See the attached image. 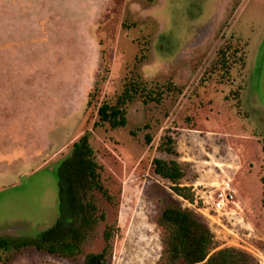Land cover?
I'll use <instances>...</instances> for the list:
<instances>
[{
    "label": "rangeland",
    "instance_id": "374dc122",
    "mask_svg": "<svg viewBox=\"0 0 264 264\" xmlns=\"http://www.w3.org/2000/svg\"><path fill=\"white\" fill-rule=\"evenodd\" d=\"M146 20L144 34L122 29ZM224 45L244 58L231 55L228 74L218 69ZM131 70L182 93L161 104L135 101L125 128L94 130L97 105L121 91ZM145 123L149 130L129 134ZM85 131L116 205L97 195L106 220L75 259L11 249L5 264H81L104 247L106 225L119 228L106 264H156L165 236L157 219L167 205L191 210L211 232L213 251L234 247L264 264V0H0V237H34L55 221L57 162ZM165 135L176 155L160 149ZM154 158L179 162L180 184L198 196L229 187L234 203L215 212L209 198L198 199L209 213L202 215L153 172Z\"/></svg>",
    "mask_w": 264,
    "mask_h": 264
},
{
    "label": "trees",
    "instance_id": "16d2710c",
    "mask_svg": "<svg viewBox=\"0 0 264 264\" xmlns=\"http://www.w3.org/2000/svg\"><path fill=\"white\" fill-rule=\"evenodd\" d=\"M146 20L143 23L127 24L122 22V29L127 31L137 28L141 34L150 30L152 24ZM129 23V22H128ZM148 37V35H146ZM149 38V37H148ZM148 38H143L145 49L150 46ZM147 51V50H146ZM239 53V55H238ZM231 55L241 64L244 58L240 48L224 45L218 50L220 62L219 71L228 74L231 70ZM146 54L136 57V62L142 63ZM107 71V70H106ZM101 76L94 83V96L99 84L106 81ZM182 93V89L172 81L161 82L152 78H145L138 70L130 71L123 80L122 89L110 98H104L97 105V117L92 128L118 130L125 128L129 121V105L139 101L142 105L150 103L161 104L166 95ZM233 95L237 96L238 91ZM90 101H88V104ZM151 125L145 123L130 129L132 137L138 131L149 130ZM91 131H85L71 145L67 154L57 162L58 174V215L48 227L40 230L34 237L7 238L0 237V262L9 261L11 249L21 252L25 249H34L64 259H75L83 253L87 240L96 231L100 223L106 220L104 211L100 210L97 195L106 202L116 205V197L109 191L103 182L104 166L99 162L91 145ZM153 140L149 131L143 136L145 144L150 145ZM160 149L172 155L177 154L174 140L165 135ZM264 153V142L262 145ZM153 172L162 179L171 183V190L189 202H194L195 192L190 187L180 184L185 177V168L176 160L154 158ZM264 189V177L262 178ZM159 227L164 229L162 240V254L156 264H252L249 256L234 247H224L213 251V236L208 228L199 221L189 209L176 205L165 206L157 219ZM119 228L115 225H106L103 230L104 247L99 252L86 253L81 264H106L112 254L111 240Z\"/></svg>",
    "mask_w": 264,
    "mask_h": 264
},
{
    "label": "built area",
    "instance_id": "2783aa9c",
    "mask_svg": "<svg viewBox=\"0 0 264 264\" xmlns=\"http://www.w3.org/2000/svg\"><path fill=\"white\" fill-rule=\"evenodd\" d=\"M206 198L210 199L211 209H213V211L215 212H220L226 209L227 207H230L234 203V194L229 187H225L222 190H220L214 198L211 196H207L203 198V196H198V192L197 193L195 192V200L193 203L190 202V205L192 204L194 209H196L202 215L205 216H209V213L207 214L203 207L198 206L199 203L198 201L201 200L203 204H205L206 202H208Z\"/></svg>",
    "mask_w": 264,
    "mask_h": 264
}]
</instances>
